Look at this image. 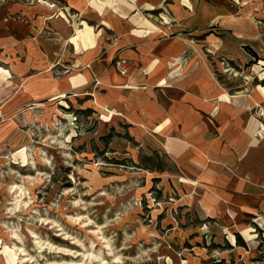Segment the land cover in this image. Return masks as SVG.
<instances>
[{
  "label": "rangeland",
  "instance_id": "1",
  "mask_svg": "<svg viewBox=\"0 0 264 264\" xmlns=\"http://www.w3.org/2000/svg\"><path fill=\"white\" fill-rule=\"evenodd\" d=\"M240 1L226 5L254 13L249 37L222 49L240 41L208 28L220 48L200 53L235 95L264 86V0ZM4 88L0 264H264V178L251 180L246 200L236 174H205L191 158L180 166L166 153L170 131L132 124L84 94L35 106L15 99V84ZM253 106L263 139L264 100Z\"/></svg>",
  "mask_w": 264,
  "mask_h": 264
},
{
  "label": "crops",
  "instance_id": "2",
  "mask_svg": "<svg viewBox=\"0 0 264 264\" xmlns=\"http://www.w3.org/2000/svg\"><path fill=\"white\" fill-rule=\"evenodd\" d=\"M240 2L0 0V89L13 83L15 99L35 106L84 94L132 124L170 131L166 153L180 166L191 158L205 174H236L237 194L251 199V180L264 178V138L251 118L264 86L254 94L225 91L200 57L204 47L220 48L208 28L240 41L222 49L249 37L254 13L226 5ZM185 34H196L198 44ZM117 54L130 61L126 76L113 64ZM65 66L73 73L55 79L51 69Z\"/></svg>",
  "mask_w": 264,
  "mask_h": 264
},
{
  "label": "built area",
  "instance_id": "3",
  "mask_svg": "<svg viewBox=\"0 0 264 264\" xmlns=\"http://www.w3.org/2000/svg\"><path fill=\"white\" fill-rule=\"evenodd\" d=\"M113 64L116 68V70L123 76H126L129 74L130 70V61L127 60L126 58L121 57L119 54H117L114 58ZM74 71L73 67H63V68H52L51 73L55 79H60V78H66L67 76H70ZM98 84V82H96ZM259 112L264 114V108H260ZM264 131V126L262 128Z\"/></svg>",
  "mask_w": 264,
  "mask_h": 264
}]
</instances>
